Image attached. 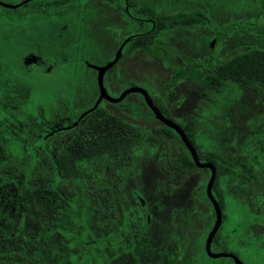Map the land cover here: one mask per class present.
Returning a JSON list of instances; mask_svg holds the SVG:
<instances>
[{
    "label": "rangeland",
    "instance_id": "obj_1",
    "mask_svg": "<svg viewBox=\"0 0 264 264\" xmlns=\"http://www.w3.org/2000/svg\"><path fill=\"white\" fill-rule=\"evenodd\" d=\"M0 1L17 4L0 5V139L7 156L0 216L18 223L28 188L62 183L75 193L59 219L43 225L34 253L0 255V264H237L205 251L215 222L208 169L171 176L187 150L139 92L100 101L141 131L127 159L90 176L94 191L107 193L109 220H102L104 207L84 175L59 176L54 157L98 97L95 66L113 59L131 32L122 0ZM154 1L199 21L183 16L161 32L160 55L126 47L105 72V88L111 97L131 86L146 89L191 131L201 153L215 155L225 168L218 179L225 220L212 250L264 264V88L231 80L206 85L185 76L171 81L178 69L206 74L234 53L264 49V0Z\"/></svg>",
    "mask_w": 264,
    "mask_h": 264
},
{
    "label": "trees",
    "instance_id": "obj_2",
    "mask_svg": "<svg viewBox=\"0 0 264 264\" xmlns=\"http://www.w3.org/2000/svg\"><path fill=\"white\" fill-rule=\"evenodd\" d=\"M122 4L125 7V14L131 20V32L124 41L121 54L126 47L130 46L131 50L141 48L149 54L160 55L161 52L155 46L157 36L161 32L169 30L183 16L189 17L177 11L170 13L168 9L161 4H157L154 0H122ZM135 8L140 9L141 14L136 15L133 11ZM189 18L194 22L199 21L192 16ZM113 67L114 65L107 71H112ZM183 76L190 80H200L206 85H218L223 80H231L244 84L249 88L260 90L264 88V49L250 47L244 51L234 53L225 60L214 64L210 72L206 74H202L198 70L178 69L171 76V81L176 82ZM151 98L155 105L170 117L167 109L158 103L157 99ZM180 126L195 147L199 160L210 162L215 166L216 175L212 192L222 210L223 223L225 220L223 214L224 202L222 190L218 188V179L225 168L217 163L212 152L201 153L193 140L191 131L182 125ZM140 132L138 125L123 120L106 109L101 102L96 104L95 100L87 109L85 119L54 157V163L61 178L70 180L83 175L87 178L90 190L95 193L94 196L98 198L101 206L104 207V213L101 215L102 220H109L110 215H113V213L107 211L106 191L103 188L94 191L90 176L93 170L99 169L101 165L114 169L118 162L127 159L131 149L140 139ZM179 140L187 150L180 137ZM6 158L5 147L0 139V185L4 181L1 175V167ZM179 160V162L174 161L171 176L174 174L182 176L185 171L191 168H199L193 163L188 150L187 155L182 156ZM87 163H92L95 166L88 172L82 168ZM202 169L206 170V168ZM22 182V176L20 175L18 176V184L20 185ZM74 199L75 193L67 184L61 183L52 187L25 189V202L21 220L17 223L5 215L0 216V255L16 254L19 250H25L30 254L34 253L43 225L57 221L60 215L71 206ZM221 228L220 225L213 237L212 244L217 241ZM221 251L231 253L224 248L213 252ZM231 254L237 256L235 253ZM219 259L234 262L229 256L219 257Z\"/></svg>",
    "mask_w": 264,
    "mask_h": 264
},
{
    "label": "water",
    "instance_id": "obj_3",
    "mask_svg": "<svg viewBox=\"0 0 264 264\" xmlns=\"http://www.w3.org/2000/svg\"><path fill=\"white\" fill-rule=\"evenodd\" d=\"M23 2H25V1H23ZM0 5L6 6V7H16L17 6V4H15V5L14 4H8V3H4L2 1H0ZM123 46H124V42L119 46V48L115 52L113 59H111L110 61H108L104 65L95 66V68L97 70V83H98V92H99L98 97L96 99V104L99 103L102 99H105L109 102H118V101L122 100L127 94L132 93V92H139L143 96L145 103L147 104L149 109L152 111L155 118L158 119L161 123H163L167 127H170L171 129H173L177 133V135L180 137L181 141L183 142V144L185 145V147L189 151L195 166H197L199 168H208L210 171V175H209V178H208V181L206 184V195H207L209 201L211 202V204L213 206L214 213H215V222L212 225L210 231L208 232L206 240H205V244H204L205 251H206L207 255H209L211 257H216V258L229 256L234 260L235 263L244 264L234 254H231L228 252H222V251L221 252H213L211 249L213 237L216 234L217 230L219 229V227L222 223V210H221L219 203L217 202V200H216V198L212 192V185H213V182L215 180V175H216L215 166L210 162L199 160L196 149L193 146V144L191 143V141L189 140V138L187 137L183 128L178 123H176L174 120L165 116L162 113V111L159 109V107L157 105H155V103L153 102L151 96L149 95V93L147 92L146 89L139 87V86H131V87L124 89L120 93V95L117 97H111L108 94V92L105 88V85H104V74L111 66H113L118 61V59L121 56Z\"/></svg>",
    "mask_w": 264,
    "mask_h": 264
},
{
    "label": "flooded vegetation",
    "instance_id": "obj_4",
    "mask_svg": "<svg viewBox=\"0 0 264 264\" xmlns=\"http://www.w3.org/2000/svg\"><path fill=\"white\" fill-rule=\"evenodd\" d=\"M98 94H99V92H98ZM102 100H105V99H102ZM107 101V100H106ZM206 169H208V168H206ZM209 170V169H208ZM211 249H212V247H211ZM231 252V251H230ZM231 253H233V252H231Z\"/></svg>",
    "mask_w": 264,
    "mask_h": 264
}]
</instances>
